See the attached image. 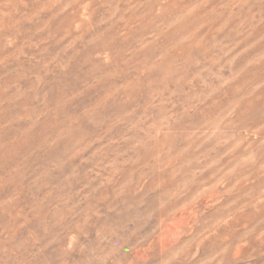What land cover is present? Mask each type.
Wrapping results in <instances>:
<instances>
[{
    "label": "rangeland",
    "instance_id": "rangeland-1",
    "mask_svg": "<svg viewBox=\"0 0 264 264\" xmlns=\"http://www.w3.org/2000/svg\"><path fill=\"white\" fill-rule=\"evenodd\" d=\"M0 264H264V0H0Z\"/></svg>",
    "mask_w": 264,
    "mask_h": 264
}]
</instances>
